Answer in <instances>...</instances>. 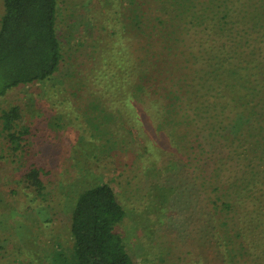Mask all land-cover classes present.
<instances>
[{
  "label": "trees",
  "instance_id": "obj_1",
  "mask_svg": "<svg viewBox=\"0 0 264 264\" xmlns=\"http://www.w3.org/2000/svg\"><path fill=\"white\" fill-rule=\"evenodd\" d=\"M2 1L0 98L51 79L62 62L58 0ZM128 1L122 32L135 46L131 59L110 62L105 49L96 62L104 47L78 43L83 61L68 85L87 103L79 115L104 146L113 134L118 145L109 126L121 118L117 105L136 136L146 124L165 130L174 176L198 200L187 213L200 229L201 258L208 247L211 264H264V0H252L247 14L241 0ZM188 49L199 68L182 61ZM19 119L18 107L2 115L14 153L26 141ZM41 175L33 164L23 177L37 194ZM125 218L111 186L84 190L71 212V246L53 252L51 264H134L118 231Z\"/></svg>",
  "mask_w": 264,
  "mask_h": 264
},
{
  "label": "rangeland",
  "instance_id": "obj_2",
  "mask_svg": "<svg viewBox=\"0 0 264 264\" xmlns=\"http://www.w3.org/2000/svg\"><path fill=\"white\" fill-rule=\"evenodd\" d=\"M128 2L58 0L59 70L47 81L14 88L0 98V264H51L53 252L71 246L70 218L79 194L100 183L112 187L126 212L118 231L134 264H211L208 247L201 258L200 229L187 213L199 208L198 200L174 176L178 170L175 161L169 164L174 153L165 130L146 124V134L136 136L124 107L117 105L113 109L121 118L109 126L118 145H113L114 134L111 144L104 146V138L93 141L95 131L77 111L87 103L68 85L83 61L81 41L89 51L94 44L104 47L93 53L96 62L105 49L110 62L133 57L135 46L122 32L130 26ZM251 3L237 5L247 14ZM3 13L0 0V18ZM191 51H184L182 61L199 68L187 58ZM13 107L19 108V129H27L17 153L2 128L3 113ZM33 164L42 170L41 194L23 179Z\"/></svg>",
  "mask_w": 264,
  "mask_h": 264
}]
</instances>
